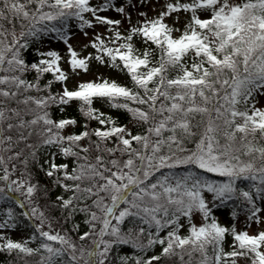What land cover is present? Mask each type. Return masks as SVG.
Returning a JSON list of instances; mask_svg holds the SVG:
<instances>
[{
  "label": "snow or ice",
  "instance_id": "6c2138e0",
  "mask_svg": "<svg viewBox=\"0 0 264 264\" xmlns=\"http://www.w3.org/2000/svg\"><path fill=\"white\" fill-rule=\"evenodd\" d=\"M93 62L128 82L97 74L70 88ZM261 98L264 0H0V254L9 264H264ZM73 102L82 125L54 118ZM230 203L226 225L215 210ZM19 219L31 231L17 240Z\"/></svg>",
  "mask_w": 264,
  "mask_h": 264
},
{
  "label": "trees",
  "instance_id": "16d2710c",
  "mask_svg": "<svg viewBox=\"0 0 264 264\" xmlns=\"http://www.w3.org/2000/svg\"><path fill=\"white\" fill-rule=\"evenodd\" d=\"M138 47H141L142 50V46L141 45H137ZM30 59H33V57H29ZM115 80V79H114ZM120 83H127V77L124 76L123 80H117ZM58 85V84H57ZM57 85L54 86V89L57 90ZM94 106L96 108H99L101 111L108 113L109 115H112L113 117H115L119 123L121 124H126L129 122V116L119 110H114L111 109L104 101H95L94 102ZM54 118L60 119V118H75L80 125H82L85 122V118L81 115V113L79 112V105L76 102H73L71 105L67 106L65 108V111L63 113H60V111L54 110ZM92 126L95 127V122H92ZM131 126V125H130ZM72 128H69L68 131H72ZM77 131L80 130L79 128L76 129ZM59 162V161H58ZM215 178V177H213ZM241 188H245L247 186H249L251 184L250 181H245V182H238ZM54 194H59V190L58 189H54L51 192V196H53ZM3 202H0V204H2ZM234 205L233 204H229L228 207L225 208H220V209H216L215 210V214L216 216L219 218L220 222L226 225H230L233 223L232 217H231V212L233 210ZM17 212L19 211L18 208L15 209ZM6 211V208H5ZM236 211L239 213L238 219L236 221V225L238 229H242L244 227V221H245V215L243 213V211L240 208H237ZM78 222H81V231L86 230V226L83 225L82 223V218L78 217L77 218ZM201 222V221H200ZM199 222V223H200ZM198 223V224H199ZM19 230H24L26 232V236L30 233L31 231V225L24 219H19L18 220V228ZM230 240V238H229ZM34 246V245H33ZM132 249L125 247L122 249V254H131L132 253ZM156 251L158 252L159 249L157 248ZM149 255H151V253H149ZM10 257L6 254H0V264H9L10 261ZM243 264H250L249 261L242 259ZM242 264V263H241Z\"/></svg>",
  "mask_w": 264,
  "mask_h": 264
},
{
  "label": "rangeland",
  "instance_id": "374dc122",
  "mask_svg": "<svg viewBox=\"0 0 264 264\" xmlns=\"http://www.w3.org/2000/svg\"><path fill=\"white\" fill-rule=\"evenodd\" d=\"M146 11H149L147 8L145 9ZM149 15H155L154 12L152 11H149ZM135 19V16L133 17ZM170 24L172 23L171 20L168 21ZM183 23V20H181V23L176 25L177 27H180ZM44 40V44H43V47L44 48H47L49 46L51 47H54L58 50H61L62 52H65V48H64V45L62 43H58L54 40H51L50 37H44L43 38ZM51 41V42H50ZM74 43L77 44V50L79 51L80 48H79V45H80V41H75ZM88 51H91V49H89ZM82 54H86V53H82ZM64 67L67 68V64H64ZM97 74H102L104 77H107V78H110V79H115V80H121L123 79V75L118 73L117 71H114L112 69H109L107 67H103V66H100L98 64H96L95 62H93L91 65H90V71L89 73L85 74L83 72H81V75L79 77H75V76H70V80L68 82V85L70 88H74L77 84V81L78 80H91V79H94L95 76ZM60 88V85H58V89ZM261 105H264V98H261ZM260 106V105H258ZM55 196L56 194H54L53 196H51V198L54 200L55 199ZM195 222L196 223H199L200 222V217L199 215H196L195 216ZM257 230V227L255 224L252 225L251 227V231L253 233H255ZM12 231V238L13 239H21L22 237H26V232L24 230H17V229H13L11 230ZM243 264V261L242 259L238 262V264Z\"/></svg>",
  "mask_w": 264,
  "mask_h": 264
}]
</instances>
